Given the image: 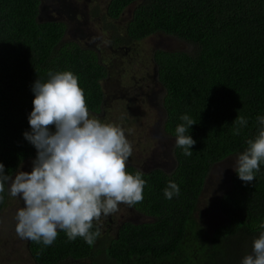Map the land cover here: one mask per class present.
<instances>
[{
  "label": "trees",
  "instance_id": "trees-1",
  "mask_svg": "<svg viewBox=\"0 0 264 264\" xmlns=\"http://www.w3.org/2000/svg\"><path fill=\"white\" fill-rule=\"evenodd\" d=\"M130 6L131 17L123 33L115 31V44L162 34L188 47L154 50L151 62L164 91L163 132L175 139L180 116L192 117L193 153L185 156L174 145L171 172H143V201L131 207L149 221L123 222L113 239L98 237L92 246L82 238L68 241L63 231L50 246L28 240L30 258L35 264H98L99 255L107 264H241L264 231V164L247 184L233 171L217 200L223 223L211 233L195 214L212 169L244 151L258 133L257 117L264 116V0H109L102 18L116 21ZM64 34L63 23L39 21L38 0H0V163L6 173L14 175L36 156L23 136L30 131L36 79L45 81L49 71H72L90 113L101 110L106 69L93 50L63 42ZM236 116L248 121L239 135L233 134ZM169 181L180 189L172 199L164 196ZM4 197L0 214L7 185Z\"/></svg>",
  "mask_w": 264,
  "mask_h": 264
},
{
  "label": "clouds",
  "instance_id": "clouds-1",
  "mask_svg": "<svg viewBox=\"0 0 264 264\" xmlns=\"http://www.w3.org/2000/svg\"><path fill=\"white\" fill-rule=\"evenodd\" d=\"M30 131L23 133L36 149L31 171L6 173L0 163V204L6 190L22 201L15 213V232L21 239L50 246L63 231L68 241L82 238L92 246L101 235L102 218L143 201L144 173L127 170L133 145L124 128L90 113L79 77L72 71H49L45 81L36 79ZM175 127V145L191 156L196 141L188 134L196 121L187 114ZM258 133L246 141L233 169L244 183L255 180L264 164V116H258ZM233 129L239 135L248 121L236 116ZM54 126L55 131H50ZM177 183L169 181L164 196H178ZM264 228V224L261 225ZM241 264H264V231L251 244Z\"/></svg>",
  "mask_w": 264,
  "mask_h": 264
},
{
  "label": "rangeland",
  "instance_id": "rangeland-1",
  "mask_svg": "<svg viewBox=\"0 0 264 264\" xmlns=\"http://www.w3.org/2000/svg\"><path fill=\"white\" fill-rule=\"evenodd\" d=\"M38 1L40 22L63 23V42H75L95 51L106 68L107 74L101 84L104 91L103 106L99 113L93 115L105 122L118 123L124 128L133 145V154L127 166L145 173L154 169L171 172L175 167L172 153L175 139L166 135L162 129L165 114L161 106V87L151 86V80H147V77L153 75L151 55L154 50L181 51L188 49L187 45L176 38L154 34L131 45L123 55L120 51L110 50L109 40L115 31L123 33L124 24L130 19L134 6H130L120 19L112 22L102 18L109 0ZM108 24L114 28H108ZM140 78H144L142 82ZM32 160L24 162L18 170L30 172ZM235 161L236 157L228 159L212 169L199 198L195 216L209 233L223 223L217 209V200L229 185ZM21 206L22 201L8 194L6 206L0 214V264H35L28 253V240L21 239L15 232V213ZM126 221L141 224L149 220L131 206L121 204L116 213L102 218L99 240L105 235L113 239L119 225ZM98 248L97 242L95 251L98 252ZM94 261L107 264L102 255Z\"/></svg>",
  "mask_w": 264,
  "mask_h": 264
},
{
  "label": "flooded vegetation",
  "instance_id": "flooded-vegetation-1",
  "mask_svg": "<svg viewBox=\"0 0 264 264\" xmlns=\"http://www.w3.org/2000/svg\"><path fill=\"white\" fill-rule=\"evenodd\" d=\"M113 22H115V21H113ZM117 39L115 38V35H114V33H113V35L111 36V38H110V40H109V48H110V50L112 51V50H116V51H120L119 53L120 54H123L124 55V53H126L127 51H128V49H129V47L131 46V45H133V44H135V43H137V42H139V41H133V42H131L130 44H128V45H124L123 43H117V44H115L114 42L116 41ZM95 52V51H94ZM96 53V52H95ZM97 55V54H96ZM98 61L100 62V60H99V58H98ZM101 63V62H100ZM106 69V68H105ZM107 73V72H106ZM153 75L150 77V76H148L147 77V80L148 79H150L151 80V83H150V85L151 86H160L161 87V104H162V98H163V88H162V86H161V84L158 82V80H157V77H156V74H155V71L152 73ZM105 79V78H104ZM103 79V80H104ZM142 79H144V78H140L139 79V81L140 82H142ZM102 80V81H103ZM136 81L137 80H135V83H136ZM101 84H102V82H101ZM103 101H104V91H103V100H102V104H101V108H102V106H103ZM162 106V105H161ZM160 106V107H161ZM162 108V107H161ZM109 231V230H108ZM107 231V232H108ZM105 236H107V235H105Z\"/></svg>",
  "mask_w": 264,
  "mask_h": 264
}]
</instances>
